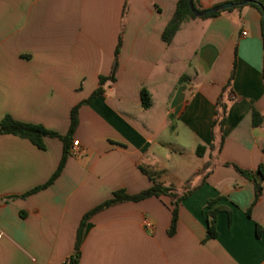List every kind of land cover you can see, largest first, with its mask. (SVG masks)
Instances as JSON below:
<instances>
[{"label":"crops","instance_id":"crops-1","mask_svg":"<svg viewBox=\"0 0 264 264\" xmlns=\"http://www.w3.org/2000/svg\"><path fill=\"white\" fill-rule=\"evenodd\" d=\"M233 1L197 0L196 7ZM177 2L0 0V121L9 116L67 135L72 109L109 76L122 38L115 82L79 109L69 156L49 187L21 198L51 179L63 143L45 138L39 149L0 135V264H66L82 217L114 192L135 195L154 184L183 192L187 182L192 189L202 180L180 204L172 237L167 196L94 215L79 264H264L262 15L241 6L191 19L166 43L162 34ZM143 90L150 99L146 109ZM223 91L220 147L212 127ZM253 111L263 120L256 128ZM199 146L206 149L202 157ZM225 164L253 174L262 188L256 202L253 183ZM209 200L217 210L211 240Z\"/></svg>","mask_w":264,"mask_h":264},{"label":"trees","instance_id":"trees-1","mask_svg":"<svg viewBox=\"0 0 264 264\" xmlns=\"http://www.w3.org/2000/svg\"><path fill=\"white\" fill-rule=\"evenodd\" d=\"M196 1L197 0H193V6L195 10L199 11V9L196 7ZM244 1H249V3L246 4L245 6H250V7L255 8L262 15V10H264V0H236V1H233V3L238 4ZM241 8H242L241 6H238L234 9H241ZM232 10L233 9H230V10H227L226 12H230ZM220 13H214V14L202 17V19L213 18V17L220 15ZM191 19H196V17L192 14L189 8L188 0H178L174 15L162 34L163 41H165L166 43H170L175 33L179 29L180 25L183 22H186ZM263 44H264V32H263ZM121 46H122V38L120 37L118 39V43H117V46L114 52L113 64H112L111 72L109 76L100 77L99 78V88L93 92V94L89 97L88 100L79 103L77 106H75L72 109L71 115H70V126H69V131L67 135L60 136L54 132L44 129L41 126L25 124V123L16 121L9 116H5L0 121V135H12V136L19 137L21 139H25L39 149H44L43 140L45 138H57L63 143V156H62V159L60 161V164L56 172L51 177V179L45 185L38 187L36 189H33L32 191L23 195L21 198H27L30 195H33L41 190L46 189L57 179V177L62 172L65 166L66 159L69 156V151H70L69 143L78 126V111L81 108V106L88 105L95 98L103 95V92H104L103 86L105 83L115 82V75H116L117 68H118V60H119ZM233 77H234V66L230 74L227 88L230 85V82L233 80ZM225 91H226V88H225ZM225 91H223V94L218 98L216 102V118H215V121L212 127L213 129L212 137L213 139H215V136L219 138L220 147L223 141V128L226 123L227 105H226V101L224 98L225 97L224 95L226 93ZM141 98H142V107L145 109L148 108L150 106V99L146 91L143 90L141 92ZM262 123H263V120H262L261 115L253 111L252 126L256 128V127L261 126ZM205 150L206 149L202 146L197 147V150H196L197 156L202 157ZM225 166L233 168L239 175H241L242 177H244L245 179L253 183L254 189H255V200L254 201L256 202L261 196L262 188L258 184V182L254 179L253 174L248 171H243L232 164H225ZM258 173L263 176V172L261 168L258 169ZM203 182L204 180H202V182L199 185H197L196 187L192 189L188 188L190 185V182H187L186 184L187 187L185 188L183 192H179L173 187H165L161 184H154V186L151 187L150 189L145 190L135 195H128L124 191L114 192L112 197L109 200L101 203L100 205L96 206L92 210L88 211L82 217L80 224L78 226V229H77V233H76L74 253L69 258L66 264H79V260L81 257V244L83 240V235H84L85 227L87 223L89 222V220L94 215L98 214L99 212L107 208L116 206L118 204L138 203V202H141V201H144L150 198H156L159 196L169 197L171 199V222H170V227L167 231V234L169 237L174 236L176 233V229H177L178 209H179L180 204L184 200H186L194 191H196L199 188V186L203 184ZM215 202L216 200H209L206 205L207 216L209 217L207 235H206L207 240L214 239L217 235L215 231V218H216L217 210H213V211L210 210L212 206L215 204Z\"/></svg>","mask_w":264,"mask_h":264},{"label":"water","instance_id":"water-1","mask_svg":"<svg viewBox=\"0 0 264 264\" xmlns=\"http://www.w3.org/2000/svg\"><path fill=\"white\" fill-rule=\"evenodd\" d=\"M248 3H249V1L240 2L238 4H236V3H225V4L215 6L213 8L207 9V10L197 11L194 9L193 0H188L189 8H190L192 14L196 18H202V17L208 16V15L214 14V13H220L223 11H227V10L236 8L238 6H245ZM262 27H263V32H264V10H262Z\"/></svg>","mask_w":264,"mask_h":264},{"label":"rangeland","instance_id":"rangeland-1","mask_svg":"<svg viewBox=\"0 0 264 264\" xmlns=\"http://www.w3.org/2000/svg\"><path fill=\"white\" fill-rule=\"evenodd\" d=\"M196 41H197V36L195 35L194 38H191V40H190L189 43H188V46H189L190 51H191V49H194V48H195V46H196ZM196 161H197V160L190 161L189 164H190L191 166H196V164H197Z\"/></svg>","mask_w":264,"mask_h":264},{"label":"built area","instance_id":"built-area-1","mask_svg":"<svg viewBox=\"0 0 264 264\" xmlns=\"http://www.w3.org/2000/svg\"><path fill=\"white\" fill-rule=\"evenodd\" d=\"M77 145H78V142L77 141L73 143V147H77ZM71 153H74V150H71ZM145 226L147 228H151V225L148 222L145 223Z\"/></svg>","mask_w":264,"mask_h":264}]
</instances>
